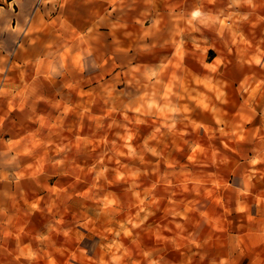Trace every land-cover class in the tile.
Returning <instances> with one entry per match:
<instances>
[{"label":"rangeland","instance_id":"obj_1","mask_svg":"<svg viewBox=\"0 0 264 264\" xmlns=\"http://www.w3.org/2000/svg\"><path fill=\"white\" fill-rule=\"evenodd\" d=\"M108 1L5 37L0 264H264V50L226 0Z\"/></svg>","mask_w":264,"mask_h":264},{"label":"crops","instance_id":"obj_2","mask_svg":"<svg viewBox=\"0 0 264 264\" xmlns=\"http://www.w3.org/2000/svg\"><path fill=\"white\" fill-rule=\"evenodd\" d=\"M74 1L55 0V3H43L45 0H0V52L2 53V51L6 50V35L10 40L19 39L22 35V29L27 27L29 21L37 19V10L44 15L45 21L62 36V42L65 43V27L76 26L73 24L65 26V12L78 11L86 15L89 14L91 20L95 21L96 17H99L102 13L103 2L107 5L106 8L109 9L108 0H78L83 4L78 9L74 8ZM146 1L129 0V2L134 4L132 9H137L138 11H145ZM94 23L93 25H95ZM1 55L4 56L3 54ZM2 62L0 58V65H2Z\"/></svg>","mask_w":264,"mask_h":264},{"label":"bare ground","instance_id":"obj_3","mask_svg":"<svg viewBox=\"0 0 264 264\" xmlns=\"http://www.w3.org/2000/svg\"><path fill=\"white\" fill-rule=\"evenodd\" d=\"M225 2L231 3V0ZM225 11L233 19L234 29H241L249 42L257 46V50H264V0H253L252 6L241 4L239 7H226ZM244 15L249 17L247 21L241 19ZM259 74L254 72L255 76Z\"/></svg>","mask_w":264,"mask_h":264},{"label":"clouds","instance_id":"obj_4","mask_svg":"<svg viewBox=\"0 0 264 264\" xmlns=\"http://www.w3.org/2000/svg\"><path fill=\"white\" fill-rule=\"evenodd\" d=\"M45 3H55V0H45ZM241 4L243 5H248V6H252L253 5V0H231V6H236V7H239ZM63 7V5H61ZM206 13L201 11L199 8L197 9H194L191 14H190V20L191 21H197L199 20L201 17L205 16ZM231 17H227V19H230ZM248 16L247 15H244L241 19L242 20H245L247 21L248 20ZM222 22V21H221ZM257 64H260L261 67H264V64H261L259 60L256 61ZM149 107H152V105H149ZM137 111H139V109H137ZM175 128V122H173L171 125H168V129L169 131H172L173 129ZM157 131H159V129H157ZM146 150L151 152L152 155H158V153L156 152L155 149L153 148H147L146 147ZM128 151H129V154L130 155H133L135 150L133 148H131L130 146L128 147ZM141 159H143L141 157ZM261 161L259 159H253L251 161V164L255 165V164H258L260 163ZM57 163H60V161H57ZM106 171V169H105ZM121 179L123 177H120ZM141 211H143V209H141ZM121 227H123V225H121ZM134 227H139V225H134ZM177 227H180V225H177ZM130 234V233H128ZM65 235H67V233H65ZM117 235H119V233H117ZM38 240L40 241H44V240H47L48 237H38L37 238ZM193 244H195L196 242L195 241H192ZM197 247H199V245L197 244L196 245ZM36 254L35 253H31L28 257H26V259H29V260H36ZM16 259H19V257H17ZM149 264H156L155 261H149ZM189 264H191V261H189ZM220 264H226V261H224L223 259L220 261Z\"/></svg>","mask_w":264,"mask_h":264}]
</instances>
